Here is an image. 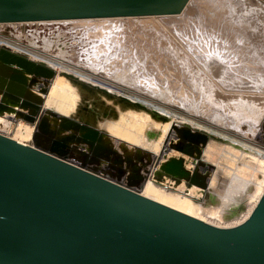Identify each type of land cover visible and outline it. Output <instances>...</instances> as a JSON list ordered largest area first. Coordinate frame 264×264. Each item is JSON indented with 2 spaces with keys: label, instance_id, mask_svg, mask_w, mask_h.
Masks as SVG:
<instances>
[{
  "label": "rangeland",
  "instance_id": "obj_1",
  "mask_svg": "<svg viewBox=\"0 0 264 264\" xmlns=\"http://www.w3.org/2000/svg\"><path fill=\"white\" fill-rule=\"evenodd\" d=\"M238 1L191 0L184 13L172 16L51 20L7 25L8 27L4 28L2 33L20 42L29 51V54L32 53L29 55L22 52L27 54L28 59L34 62L44 61L51 69L43 68L33 62L12 55L8 56H12L11 61H14V64L4 63V61V64L1 63L0 70L2 72L11 73L27 80V82H32L33 87L30 93L34 94L35 92V97L37 96L42 107L34 114L32 111L34 109L31 106L22 105L18 102H7V107L11 109L9 111L5 110L3 115L0 114L2 119L5 116H7L6 119L11 117L9 121L12 123V127L6 133L12 136L17 127L21 126L22 129L30 127L33 129L34 135L38 136L39 134L44 139L54 142V148L53 145L46 148L55 151L57 155L74 159L71 155V151H74L78 153V159L76 160L83 164V167L104 174L125 186L129 184L127 186L130 188L138 189L145 195L155 196L157 199L177 207H181L178 202L179 199L182 196H189L190 193L184 192L185 189L177 186H168V188L163 186V183L156 179L155 171L162 167L168 173L176 174L173 177L177 178L179 182L184 180L186 184L191 183L192 186L201 179L188 165L194 161L197 165H207L205 175L208 178L212 176L216 182L214 185L211 183L205 184L206 189L203 194L199 190L194 196L197 199H194L195 202L198 203L194 213L200 216L204 214V211L207 210L206 212H208V210L215 208L218 212L216 211L214 214V211H212V214L209 212L212 215L211 217L205 215L213 223L222 226H233L241 223V221L237 222L236 219L248 211L251 204H254L256 198L264 190V68H262L264 67V0H260L263 4L254 0H240L239 3ZM198 2L201 4L199 5ZM208 3L212 4L213 7L217 3L219 7L216 5L212 8L213 12H211L212 9ZM238 5H241L239 6L240 14L238 9H236L237 11L233 10V8H238ZM205 6L209 8L207 9ZM241 7L244 10L243 8L240 9ZM210 9L211 11H209ZM252 9L256 10L253 11ZM193 10L195 14L192 12ZM205 10H208V13ZM189 12L193 14H188ZM258 13L260 16H258ZM187 14L188 17L186 18ZM214 14L215 16H213ZM216 15H219L222 19ZM234 15L239 17L235 18ZM184 17L186 21H184ZM205 19L207 22H205ZM217 19L220 22H218L219 20L216 21ZM253 22L263 28H261V32L260 28ZM225 23H228V25L226 26ZM236 24L240 25L241 28ZM211 27H214L215 30ZM223 30L228 32L223 33ZM245 30L247 37L243 33ZM236 31L237 33H235ZM255 34H258V37ZM231 41H235V43L232 44ZM222 43L224 44L222 45ZM258 44L261 48L263 47L262 50L257 46ZM235 45H238V47ZM240 46L243 49L239 48ZM251 50L253 51L251 52ZM11 51L19 52L13 49ZM199 56L200 58H198ZM257 57L259 58L257 59ZM231 63L233 67L230 65ZM21 64L29 68L34 66L40 73L48 70L51 75L41 76L42 74L37 75L34 72H28L26 67ZM64 69L98 80L118 93L141 101L149 109L126 103L118 96L105 95V100H112H107L110 105L107 103L108 105H105L103 110H99L96 108L98 101L92 95L88 100L91 102L90 105H94L95 109L84 103L91 111V116L78 111L74 115H64L65 117L59 114L58 118L60 120L62 118L72 119L71 123L67 124L70 128L61 127L53 118H45L42 113L46 109L50 111L49 114L51 113L52 110L45 104L51 99L52 92L56 89L54 86L58 79L55 77H58V75L67 76L63 73ZM255 83H257V86ZM43 88L45 92L41 91ZM259 98L263 99L259 100ZM116 104L125 107L127 109L125 112L134 110L135 113L142 112L149 115L153 124L142 123V130H138V126H135L130 131L135 134L137 131L139 132L135 141L147 142L149 140L151 143L160 141V148L157 152H152L153 155H150L149 151L152 150L141 144L142 142H131V138L127 141L133 143L135 146L132 147L137 148L138 152L129 151L126 146L128 143L124 140L123 142L121 139L114 142L104 137L103 139L101 137L91 139L75 137L73 132L77 131H73V126H80L86 130H89L87 128L90 127L91 129L94 128L93 130L96 129L100 134L112 135L103 127L102 121L113 120L118 110L124 112ZM109 106L117 109V111L111 113ZM152 109L159 110L161 114L155 113ZM19 112H25L33 116L31 118L29 116L23 117L20 116ZM120 112L117 116L119 115L122 118L123 114ZM52 115L53 113L50 116ZM120 117H117V120ZM75 121L81 122L87 127L81 126V124L77 125ZM238 121L240 122L238 123ZM126 126H129L128 122ZM200 130L207 132L204 133ZM240 130L241 132H239ZM248 130L253 131V133ZM209 132L221 135L227 140L221 141L211 138L208 135ZM142 134L145 137H142ZM32 140L35 143V138ZM165 140L168 141V144ZM63 147L65 153L58 149ZM65 150H69V152ZM144 150L148 153L144 154ZM189 157L193 160L188 161ZM212 161L216 163L214 164ZM105 165L109 167L107 168ZM199 169H202V167ZM182 171L185 173L183 177L179 176L182 175ZM164 173L167 175L166 172ZM191 173L194 178L191 182H188L189 179L185 176L189 177ZM154 185L160 187V189L164 188L165 190H162L163 194L157 195ZM210 189L211 191L214 190L213 192L219 198H222V202L209 201L206 205L200 206L198 200H204L206 191ZM167 193L171 196H165L168 195Z\"/></svg>",
  "mask_w": 264,
  "mask_h": 264
},
{
  "label": "water",
  "instance_id": "obj_2",
  "mask_svg": "<svg viewBox=\"0 0 264 264\" xmlns=\"http://www.w3.org/2000/svg\"><path fill=\"white\" fill-rule=\"evenodd\" d=\"M190 2L0 0V24L172 16L184 13ZM8 55L50 68L44 61H31L26 54L0 45V65L15 63ZM26 69L51 75L34 66ZM63 73L79 84L149 109L127 95ZM4 76H0V114L11 109L7 102L31 106L34 114L42 108L35 92L30 93L32 82L12 74ZM79 109L90 115L85 105ZM152 111L161 114L157 109ZM56 116L47 118L67 126L66 119ZM94 131L91 138L101 137ZM208 135L227 140L214 133ZM164 172L176 176L159 167L155 172L158 181ZM185 177L191 182L194 175ZM0 264H264V192L243 222L217 226L0 132Z\"/></svg>",
  "mask_w": 264,
  "mask_h": 264
},
{
  "label": "bare ground",
  "instance_id": "obj_3",
  "mask_svg": "<svg viewBox=\"0 0 264 264\" xmlns=\"http://www.w3.org/2000/svg\"><path fill=\"white\" fill-rule=\"evenodd\" d=\"M198 1V0H197ZM200 1V0H199ZM202 1H204V0H202ZM212 1V0H211ZM230 1V0H229ZM232 1V0H231ZM240 1V0H239ZM239 1H238V3H239ZM245 1V0H244ZM254 1H256L257 3L258 2H260V3H262L260 0H254ZM207 2V1H206ZM210 2V1H209ZM236 2H237V0H236ZM242 2V1H241ZM247 2V1H246ZM204 3V2H203ZM202 3V4H203ZM211 3V2H210ZM210 3H208L210 6V8L212 9V8H214L216 5H217V3H216V5L213 7V5L212 4H210ZM228 3V2H227ZM248 3V2H247ZM246 3V4H247ZM196 4V3H195ZM198 4H199V2H198ZM201 4V3H200ZM199 4V5H200ZM206 4V3H205ZM233 4H234V2H233ZM233 4H230V5H232V6H234ZM243 4V3H242ZM263 4V3H262ZM211 5H212V7H211ZM245 5V4H244ZM253 5V4H252ZM218 6V5H217ZM239 6H241V5H238V8H233V10L235 9H238L239 10ZM254 6V5H253ZM206 7V6H205ZM208 7V8H209ZM219 7V6H218ZM237 7V6H236ZM248 7V6H247ZM250 7H251V5H250ZM256 7V6H255ZM200 8V7H199ZM207 8V7H206ZM207 8V9H208ZM243 7H241L240 9H242ZM252 8V7H251ZM254 8V7H253ZM211 9L209 10V11H211ZM247 9V8H246ZM245 9V10H246ZM249 9V8H248ZM198 10V9H197ZM232 10V11H233ZM243 10H244V8H243ZM253 10V9H252ZM256 9H254L253 11H255ZM206 11V13H208V10H205ZM214 11H215V9H214ZM220 11V10H219ZM237 11V10H236ZM236 11H234L235 13H236ZM247 11V10H246ZM193 13L195 12L194 10L192 11ZM192 12H189L188 14H193ZM211 12H213V9H212V11ZM242 12H244V11H242ZM241 12V13H242ZM260 12V11H259ZM221 13V12H220ZM228 13V12H227ZM226 13V14H227ZM239 14H240V10H239V12H238ZM257 13V12H256ZM188 14H187V16H186V18L188 17ZM195 14V13H194ZM215 14H216V12H215ZM215 14L213 15V16H215ZM223 14V13H222ZM243 14V13H242ZM246 14V13H245ZM247 14H249V13H247ZM254 14H255V12H254ZM259 14V13H258ZM262 14V13H261ZM200 15V14H199ZM209 15V14H208ZM232 16H233V14H231ZM264 15V14H263ZM183 16V15H182ZM216 16H219V15H216ZM238 16V15H237ZM236 16V17H237ZM245 16V15H244ZM253 16H255V15H253ZM257 16V15H256ZM258 16H260V14L258 15ZM257 16V18H259ZM193 17H195V16H193ZM193 17H191V18H193ZM212 17V16H211ZM220 17V16H219ZM234 17H235V15H234ZM233 17V19L235 20V18ZM239 17V16H238ZM248 17V16H247ZM186 18L184 17V19H182V20H184V21H186ZM196 18H197V16H196ZM199 18V17H198ZM218 18V17H217ZM245 19H246V17H244ZM261 18V17H260ZM200 19V18H199ZM220 19H222L221 17H220ZM248 19V18H247ZM195 20V19H194ZM211 20H212V18H211ZM219 19H217L216 21H218ZM249 20V19H248ZM258 20V19H257ZM184 21H182V22H184ZM191 21V20H190ZM199 21V20H198ZM204 21V20H203ZM243 21V20H242ZM249 21H251V20H249ZM252 21H253V19H252ZM259 21H262V20H259ZM259 21H257V23H259ZM192 22V21H191ZM205 22H207L206 21V19H205ZM213 22H215V21H213ZM218 22H220V20L218 21ZM245 22V21H244ZM193 23V22H192ZM201 23H202V21H201ZM200 23V24H201ZM221 23H222V21H221ZM229 23V22H228ZM228 23H225V25L227 26L228 25ZM231 23V22H230ZM236 23V22H235ZM251 23V22H250ZM260 23H262V22H260ZM203 24H204V22H203ZM202 24V25H203ZM208 24V23H207ZM214 24V23H213ZM218 24V23H217ZM243 24V23H242ZM248 24V23H247ZM253 24H255V22H253ZM252 24V25H253ZM186 25V24H185ZM209 25V24H208ZM236 25H238V24H236ZM243 25H245V24H243ZM256 26H258L257 24H255ZM260 25H262V24H260ZM3 26V25H2ZM179 26V25H178ZM215 26H216V23H215ZM218 26V25H217ZM220 26V25H219ZM231 26V25H230ZM233 26V25H232ZM240 28H241V26L240 25H238ZM249 26H251V24H249ZM263 26V25H262ZM205 27V26H204ZM222 27H223V25H222ZM245 27V26H244ZM255 27V26H254ZM253 27V28H254ZM264 27V26H263ZM175 28V27H174ZM211 28H213L214 29V27H211ZM219 28V27H218ZM226 28H228V27H226ZM252 28V27H251ZM258 28H260V32H261V28L262 27H260V26H258ZM223 29V28H222ZM249 30H250V28H248ZM257 29V28H256ZM263 29V28H262ZM215 30V29H214ZM219 30V29H218ZM229 30V29H228ZM234 30V29H233ZM236 30V29H235ZM254 30V29H253ZM217 31V30H216ZM224 31V30H223ZM240 31V30H239ZM255 31V30H254ZM259 31V30H258ZM263 31V30H262ZM184 32V31H183ZM219 32V31H218ZM221 32V31H220ZM219 32V33H220ZM225 32H228V31H224L223 33H225ZM245 32H246V30L245 31H243V33L245 34ZM247 32H249V31H247ZM250 32H252V31H250ZM249 32V33H250ZM260 32H258V33H260ZM233 33V32H232ZM235 33H237V31L235 32ZM254 33V32H253ZM252 33V34H253ZM172 34V33H171ZM185 34V33H184ZM238 34H240V33H238ZM262 34H263V32H262ZM188 35V34H187ZM243 35V34H242ZM242 35H240L241 37H242ZM247 35V33L245 34V36ZM256 35V34H255ZM258 35V34H257ZM256 35V36H257ZM180 36V35H179ZM186 36V35H185ZM184 36V37H185ZM235 36H236V34H235ZM250 36V35H249ZM248 36V37H249ZM253 36H254V34H253ZM252 36V37H253ZM234 37V36H233ZM247 37V36H246ZM255 37V36H254ZM258 37V36H257ZM179 38V37H178ZM186 38V37H185ZM225 38V37H224ZM237 38H238V36H237ZM243 38V37H242ZM245 38V37H244ZM208 39H209V37H208ZM211 39V38H210ZM251 39V38H250ZM260 39V38H259ZM178 40V39H177ZM255 40V39H254ZM253 40V42H255ZM179 41V40H178ZM183 41V40H182ZM223 41H224V39H223ZM243 41V40H242ZM260 41V40H259ZM180 42V41H179ZM187 42V41H186ZM212 42V41H211ZM225 42V41H224ZM232 42V41H231ZM234 43H235V41H233ZM233 42H232V44H233ZM238 42V41H237ZM251 42V41H250ZM249 42V43H250ZM264 42V41H263ZM181 43V42H180ZM184 43V42H183ZM182 43V44H183ZM215 44V43H214ZM224 43H222V45H223ZM225 44H226V42H225ZM231 44V43H230ZM229 44V45H230ZM239 44H240V42H239ZM242 44H243V42H242ZM248 44V43H247ZM246 44V45H247ZM264 44V43H263ZM187 45H188V43H187ZM250 45V44H249ZM248 45V46H249ZM183 46H185V45H183ZM235 46H237L238 47V45H235ZM243 46H244V44H243ZM256 46V45H255ZM257 46H259V44L257 45ZM225 47V46H224ZM231 47V46H230ZM251 47H253V46H251ZM260 47V46H259ZM191 48V47H190ZM208 48V47H207ZM239 48H241V49H243L242 48V46H240ZM247 48V47H246ZM255 48V47H254ZM261 48V47H260ZM263 48V47H262ZM262 48H261V50H262ZM192 49V48H191ZM200 49V48H199ZM227 49V48H226ZM225 49V50H226ZM230 49V48H229ZM232 49V48H231ZM236 49V48H235ZM257 49V48H256ZM259 49V48H258ZM257 49V50H258ZM196 50V49H195ZM247 50H248V48H247ZM261 50H259L260 52H261ZM196 51H198V50H196ZM216 51V50H215ZM219 51V50H218ZM223 51H224V48H223ZM230 51V50H229ZM246 51V50H245ZM253 50H251V52H252ZM193 52H194V49H193ZM206 52V51H205ZM220 52V51H219ZM246 52H248V51H246ZM197 53V52H196ZM210 53V52H209ZM208 53V54H209ZM212 53V52H211ZM210 53V54H211ZM216 53V52H215ZM249 53H250V51H249ZM255 53V52H254ZM38 54V53H37ZM213 54V53H212ZM248 54V53H247ZM259 54V53H258ZM27 55V54H26ZM215 55V54H214ZM217 55H221V54H217ZM231 55V54H230ZM250 55H251V53H250ZM249 56V55H248ZM252 56V55H251ZM250 56V57H251ZM30 57V56H29ZM204 57V56H203ZM209 57V56H208ZM212 57V56H211ZM198 58H200V56L198 57ZM205 58V57H204ZM210 58V57H209ZM219 58H220V56H219ZM226 58V57H225ZM253 58V57H252ZM259 57H257V59H258ZM222 59V58H221ZM224 59V58H223ZM228 59V58H227ZM234 59H236V58H234ZM196 60V59H195ZM202 60V59H201ZM216 60V59H215ZM218 61H219V59H217ZM226 60V59H225ZM247 60V59H246ZM251 60V59H250ZM264 60V59H263ZM205 61V60H204ZM217 61V62H218ZM221 61V60H220ZM224 61V60H223ZM222 61V62H223ZM255 61V60H254ZM212 62V61H211ZM260 62V61H259ZM203 63V62H202ZM220 63V62H219ZM200 64V63H199ZM204 64V63H203ZM223 64V63H222ZM228 64V63H227ZM239 64V63H238ZM264 64V63H263ZM208 65V64H207ZM211 65V64H210ZM230 65H232V63L230 64ZM237 65V64H236ZM245 65V64H244ZM206 66V65H205ZM209 66V65H208ZM216 66H218V65H216ZM246 66V65H245ZM262 66V65H261ZM202 67H203V65H202ZM232 67H233V65H232ZM260 67V66H259ZM60 68V67H59ZM213 68V67H212ZM229 68V67H228ZM237 68V67H236ZM262 68H264V67H262ZM235 69V68H234ZM248 69V68H247ZM261 69V68H260ZM55 70V69H54ZM65 70V69H64ZM212 70V69H211ZM237 70H238V68H237ZM249 70V69H248ZM58 71H59V69H58ZM210 71V70H209ZM232 71V70H231ZM243 71H245V70H243ZM250 71V70H249ZM55 72V71H54ZM65 72H68V73H71V74H74L77 78H80L82 81H86V82H91V83H93V84H95V85H97V86H99V87H103V88H106V89H108V90H110V91H112L113 93H118L117 91H115L114 89H112L111 87H109L108 85H105V84H103V83H101V82H99L98 80H94V79H91V78H89V77H86V76H84V75H82V74H78V73H74V72H70V71H66L65 70ZM122 73V72H121ZM231 73V72H230ZM234 73V72H233ZM236 73V72H235ZM238 73V72H237ZM242 73V72H241ZM252 73H253V71H252ZM262 73V72H261ZM239 74V73H238ZM254 74V73H253ZM258 74V73H257ZM260 74V73H259ZM258 74V75H259ZM231 76V75H230ZM245 76V75H244ZM236 77V76H235ZM259 77V76H258ZM55 78H57L58 79V81H56V83H55V86L54 87H56V89H54V91L52 92V96H51V99L50 100H48V102L45 104L47 107L49 106V109H51L52 111H51V113L49 114V112L50 111H48V109H46L45 111L43 110V112L44 113H42V116H45V117H49L52 113H53V115H57V116H59V114H61V116L62 117H65L64 115H74L75 114V112H79L80 113V111H79V106L81 107L82 105H84V103H86V104H89L90 105V101L88 100L89 98H91V96L93 95V96H95L96 97V99H97V101H98V105L95 103V105H97L96 106V108L97 109H99V110H103V107L105 106V105H110V103L109 102H107V100H112V99H107V100H105L104 98L106 97L105 95H107V94H105L104 92H102L101 90H98L97 88H94V87H92V86H87V85H83L82 83L81 84H79L78 83V80H75V79H73V78H71V77H69V76H61V75H58V77L56 76ZM237 78V77H236ZM249 78V77H248ZM261 79V78H260ZM234 80V79H233ZM219 81V80H218ZM223 81V80H222ZM226 82V81H225ZM224 82V83H225ZM235 82V81H234ZM238 82H239V80H238ZM262 82V81H261ZM264 82V81H263ZM262 82V83H263ZM261 83V84H262ZM231 84V83H230ZM235 84V83H234ZM241 84V83H240ZM252 84V83H251ZM256 84V86H257V83H255ZM264 84V83H263ZM226 85H228V84H226ZM225 85V86H226ZM236 85V84H235ZM259 85V84H258ZM200 86V85H199ZM230 86V85H229ZM227 87V86H226ZM250 87V86H249ZM260 87V86H259ZM259 87H257V88H259ZM256 88V89H257ZM226 89V88H225ZM229 89V88H228ZM230 90H231V88H230ZM254 90V89H253ZM91 92H93V94H91ZM99 93H101V94H99ZM120 93V92H119ZM104 94V95H103ZM121 94V93H120ZM165 94V93H164ZM123 95V94H122ZM125 95V94H124ZM161 95H163V94H161ZM168 95V94H167ZM108 96V95H107ZM128 96V95H127ZM165 96H166V94H165ZM131 98V97H130ZM167 98V97H166ZM132 99H134V98H132ZM168 99V98H167ZM134 100H136V99H134ZM136 101H138V100H136ZM139 102H141V101H139ZM108 103V104H107ZM195 103V102H194ZM116 105H118L119 107H120V109L122 110V111H124V112H120L119 110H118V112H116L117 111V109H115V108H113V107H111V106H109L110 107V111H111V113H113V112H116L117 114H119V112L121 113V114H123L122 115V118L118 115L117 116V114H116V117L113 119V120H103L102 121V124H103V127L105 128V129H107L108 130V132H110L112 135H101V134H99V136H101V138H102V136L105 138V139H110L111 141H114V142H116V141H118V140H124V141H126L128 144L126 145L127 147H128V149H129V151H136V152H138V149L137 148H133L132 146H135V145H133V143L131 144L130 142H128L127 140H130V138H131V142L132 141H135V139L138 137V136H136L137 134H139V132L137 131L136 132V134L135 133H131V131H130V129H133L135 126H138V130H142L141 128H142V123H144V124H153L152 123V121H151V119H150V117H149V115H146V114H144V113H142V112H136L135 113V111L133 112L132 110H128V111H126L125 112V110H127L125 107H122V105H120V104H116ZM90 106H92L94 109H95V107H94V105H90ZM153 106V105H152ZM188 106V105H187ZM46 107V108H47ZM198 107V106H197ZM195 108V107H194ZM217 108V107H216ZM217 110H219V109H217ZM200 112V111H199ZM224 113H225V111H223ZM58 113V114H57ZM216 113H217V111H216ZM222 114V113H221ZM226 114V113H225ZM228 114V113H227ZM52 115V116H53ZM98 115H100V114H98ZM222 115H224V114H222ZM230 115V114H229ZM57 116H56V118H57ZM101 116V115H100ZM215 116H218V115H215ZM220 116V115H219ZM233 116V115H232ZM68 117V116H67ZM117 117H120L118 120H117ZM135 117H137V118H135ZM211 117V116H210ZM224 117V116H223ZM231 117V116H230ZM235 117V116H234ZM52 118V117H51ZM128 118V119H127ZM173 118V117H172ZM225 118V117H224ZM67 119V118H66ZM71 119V118H70ZM105 119H106V117H105ZM147 119V120H146ZM214 119H215V117H214ZM219 119H220V117H219ZM221 119H222V117H221ZM58 120H59V118H58ZM64 120H65V118H64ZM72 120V119H71ZM213 120V119H212ZM211 120V121H212ZM63 121V120H62ZM66 122H67V124L69 123H71V121H68V120H65ZM225 121V120H224ZM77 121H75V123H76ZM123 122H125L124 123V125H122L123 124ZM129 123V126H126V123ZM215 122V121H214ZM230 122V121H229ZM231 122H232V120H231ZM237 122V121H236ZM240 121H238V123H239ZM172 123V122H171ZM175 123H177V122H175ZM174 123V124H175ZM244 123V122H243ZM12 123L9 121V119H6V118H0V132L1 133H3V134H6V135H8L7 133H8V131L9 130H11V127H12V125H11ZM68 124V125H69ZM78 124H80L79 122L77 123V125ZM155 124V123H154ZM220 124V123H219ZM218 124V125H219ZM224 124H226V123H224ZM223 124V125H224ZM221 125H222V123H221ZM249 125V124H248ZM84 126H86V125H84ZM154 126V125H153ZM175 126V125H174ZM179 126H181V125H179ZM27 127V126H26ZM37 127V126H36ZM65 127H67V126H65ZM80 126H73L72 127V129H74L73 131H77V132H73L74 133V135H75V137H83V136H87V137H89V138H91L92 136H93V129H91V128H87V129H89V130H86V129H83V128H79ZM193 127V126H192ZM225 127V126H224ZM70 128V127H69ZM172 128V127H171ZM177 128V127H176ZM250 128V127H249ZM251 128H252V126H251ZM254 128V127H253ZM64 129V128H63ZM129 129V130H128ZM191 129V128H190ZM193 129V128H192ZM231 129V128H230ZM238 129V128H237ZM243 129V128H242ZM96 130V129H95ZM167 130H169L168 128H167ZM178 130V129H177ZM195 130H196V128H195ZM252 130V129H251ZM66 131V130H65ZM160 131V130H159ZM175 131V130H174ZM192 131V130H191ZM249 132H251L250 130H248ZM7 132V133H6ZM178 132V131H177ZM181 132V131H180ZM239 132H241V130L239 131ZM94 133H97L96 131H94ZM213 133V132H212ZM251 133H253V131L251 132ZM258 133V132H257ZM256 133V134H257ZM169 134V133H168ZM172 134V133H171ZM171 134H170V136H171ZM182 135H184L183 133H181ZM244 134V133H243ZM193 135V134H192ZM33 136H35V137H33ZM176 136V135H175ZM181 136V135H180ZM219 136H221V135H219ZM256 136V135H255ZM254 136V137H255ZM12 138H15V139H17V140H19V141H21V142H24V143H26V144H29V145H32V146H34V147H36V148H38V149H41V150H43V151H45V152H48V153H50V154H53V155H55V156H57V157H60V158H62V159H64V160H66V161H68V162H71V163H73V164H75V165H78V166H81V167H83V164H81L80 162H78L76 159H78V153H76V152H74V151H71V155L73 156H71L72 158H74V159H68V158H66V157H63V155H57V153H55V151H53V150H51V149H47L46 147H49V146H51V145H53V148L55 147L54 146V142H52L51 140H47V139H44L42 136H40L39 134H38V136L37 135H34V133H33V129H31L30 127H27V129H25V128H23L22 129V127L21 126H19V127H17V129H16V131H15V133H14V135H12L11 136ZM142 137H145V136H143V134H142ZM181 137H183V136H181ZM35 138V143H33V140L31 141V139H34ZM62 138V137H61ZM141 138V137H140ZM203 139V138H202ZM94 140V139H93ZM123 141V142H124ZM166 141V140H165ZM261 141V140H260ZM89 142V141H88ZM135 142H137V143H141V144H143L144 146L146 145V147H148L149 148V150H152V151H149L150 153V155L152 154L153 155V153L152 152H157V150L160 148V141L159 142H153V143H151V142H149V140L147 141V142H143V141H138V140H136ZM168 141H166V144H168L167 143ZM208 142V141H207ZM165 143V142H164ZM129 145V146H128ZM142 145V146H143ZM261 145V144H260ZM174 146V145H173ZM205 146H207V145H205ZM137 147V146H136ZM204 148V147H203ZM59 149V151H61V152H64V147L63 148H58ZM140 150V149H139ZM207 150V149H206ZM205 150V151H206ZM66 151V150H65ZM141 151V150H140ZM191 151V150H190ZM66 152H69V150H67ZM164 152V151H163ZM252 152V151H251ZM65 153V152H64ZM144 154L145 153H148L147 151L145 152V150H144V152H143ZM82 154V153H81ZM251 154V153H250ZM249 154V155H250ZM157 155V154H156ZM259 156V155H258ZM154 157V156H153ZM201 157V156H200ZM150 158V157H149ZM149 158H147V159H149ZM259 158V157H258ZM82 160V159H81ZM191 161V160H193V158H191V157H189L188 158V161ZM203 161V160H202ZM198 162H199V160H198ZM206 162V161H205ZM212 162H214V161H212ZM192 164H189L188 165V167H190L191 168V170H193L194 171V173H196V175H198L199 177L198 178H200L201 180L196 184V182L194 183V184H192V186L191 185H189V184H186V182L183 180L182 182H179V180L177 179V178H175V177H169L168 175H166V174H161L159 177L162 179V181H159V182H161V183H163L162 185L163 186H166L167 188H168V186H171V187H173V186H177V187H179V188H183V189H185V190H187L189 193H190V195L188 196H182L180 199H179V204H180V206L181 207H177V206H175V205H171V204H167V203H165V202H163V201H161V199H157L155 196H148V195H145V194H143V193H141V191H139L138 189H133V190H135V191H137V192H139V193H141V194H143V195H145V196H147V197H150V198H152V199H154V200H156V201H159V202H161V203H164V204H166V205H169V206H171V207H173V208H176V209H178V210H181V211H183V212H185V213H188V214H190V215H193V216H195V217H198V218H200V219H202V220H204V221H206V222H208V223H211V224H214V225H217L216 223H213L212 221H210L208 218H206L205 217V215H210L209 217H211L212 215V211H214L213 212V214L214 213H216V211L217 210H215V208H212V209H210V210H208V212H206V211H204V214L203 215H200V216H198V215H196L195 213H194V211H195V209H196V207H197V204L198 203H196L195 202V200L194 199H196V197L194 198V196L198 193V191L200 190V192H201V194H203V191H205V189H206V187H205V184L207 185V184H209V183H211L212 185H214L215 184V182L216 181H214V179H213V177L211 176L210 178H208L206 175H205V171L207 170L206 169V167H207V165H205V166H202V164L201 165H197V163H195V161L194 162H191ZM203 163V162H202ZM208 163V162H207ZM216 162H214V164H215ZM230 163V162H229ZM204 164V163H203ZM213 164V163H212ZM234 165V164H233ZM210 166H211V163H210ZM105 167H109V166H107V165H105ZM159 167V166H158ZM202 167V169H199V168H201ZM216 169V168H215ZM156 170V169H155ZM156 172V171H155ZM214 172V171H213ZM223 172V171H222ZM95 173H97V174H99V175H101V176H103V177H106V178H108V179H111V178H109L108 176H106V175H104V174H100V173H98V172H95ZM153 173V172H152ZM237 173V172H236ZM214 175V174H213ZM216 175V174H215ZM162 176V177H161ZM238 177V176H237ZM111 180H113V179H111ZM113 181H115V180H113ZM153 182V181H152ZM151 184H154V183H151ZM127 185H129V184H127ZM126 185V186H127ZM157 185H159V184H157ZM161 186V185H160ZM217 186V185H216ZM219 186V185H218ZM132 187V186H131ZM154 187V189L155 190H157L155 193H157V195H160V194H163L162 192V190H165L164 188L163 189H160V187H157L156 185H154L153 186ZM204 187V188H203ZM222 188V187H221ZM209 189V188H208ZM214 189V188H213ZM262 189V188H261ZM218 190V189H217ZM214 191V190H213ZM213 191H211V189L210 190H207L206 191V194H205V198H204V200H198V202L200 203V206L201 205H206L207 204V202H209V201H211V202H222V198H219V196L215 193V192H213ZM221 192H223V191H221ZM263 192H264V190L262 191V193L256 198V200H255V202H254V204H251V206H250V208L248 209V211L245 213V214H243L241 217H239V218H237L236 219V221L237 222H239V221H241V222H243L247 217H248V215H250V213L252 212V210H253V208L255 207V205H256V203L258 202V200L260 199V197H261V195L263 194ZM164 194H166V193H164ZM168 194V193H167ZM200 194V195H201ZM208 195V196H207ZM165 196H167V197H170L171 196V194H168V195H165ZM166 197V198H167ZM174 198V197H173ZM254 199H255V197H254ZM253 199V200H254ZM197 200V199H196ZM169 202V201H168ZM253 202V201H252ZM209 212L211 213V214H209ZM218 212V211H217ZM232 223V222H231ZM233 223H235V222H233ZM217 226H222V225H217ZM234 226V225H233ZM222 227H228V226H222Z\"/></svg>",
  "mask_w": 264,
  "mask_h": 264
},
{
  "label": "built area",
  "instance_id": "obj_4",
  "mask_svg": "<svg viewBox=\"0 0 264 264\" xmlns=\"http://www.w3.org/2000/svg\"><path fill=\"white\" fill-rule=\"evenodd\" d=\"M21 23H27V22H14V23H4V24H0L1 25L0 30H2V31H0V45L7 46V47H9V48H11L13 50H16V51H19V52H25V53L29 54L28 53L29 51H27V49H25L20 42L14 40L11 37L6 36L5 34L2 33L3 32V29L6 28V27H8L7 25H19ZM31 54L32 53H30L29 55H31Z\"/></svg>",
  "mask_w": 264,
  "mask_h": 264
},
{
  "label": "crops",
  "instance_id": "obj_5",
  "mask_svg": "<svg viewBox=\"0 0 264 264\" xmlns=\"http://www.w3.org/2000/svg\"><path fill=\"white\" fill-rule=\"evenodd\" d=\"M12 72H13V71H12ZM3 73L6 75V73H5V72H3ZM13 73H14V72H13ZM4 74H2V72L0 71V76H3V77H5V76H4ZM9 74H11V73H8V75H9ZM5 110H6V109H5Z\"/></svg>",
  "mask_w": 264,
  "mask_h": 264
}]
</instances>
